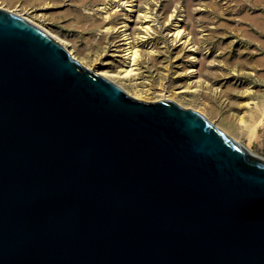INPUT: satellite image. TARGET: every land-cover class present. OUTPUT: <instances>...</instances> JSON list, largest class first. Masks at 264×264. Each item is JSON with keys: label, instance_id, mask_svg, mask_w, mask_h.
<instances>
[{"label": "water", "instance_id": "water-1", "mask_svg": "<svg viewBox=\"0 0 264 264\" xmlns=\"http://www.w3.org/2000/svg\"><path fill=\"white\" fill-rule=\"evenodd\" d=\"M0 264H264V158L0 9Z\"/></svg>", "mask_w": 264, "mask_h": 264}, {"label": "rangeland", "instance_id": "rangeland-1", "mask_svg": "<svg viewBox=\"0 0 264 264\" xmlns=\"http://www.w3.org/2000/svg\"><path fill=\"white\" fill-rule=\"evenodd\" d=\"M9 1L10 5H22L44 14L51 31L71 42L76 53L81 52L80 57L84 53L86 63L94 62L96 55L102 59L105 54L110 57L112 43L119 39L120 23L131 14L127 11L128 3L124 4L126 0ZM138 1L133 0L139 10L153 9L157 17L159 15L157 26L164 27L163 36L150 40L156 43L155 50L162 54L144 64L153 65L145 66L144 72L150 88L148 102L168 98L161 90L174 93L178 85H185L187 81L186 71L192 66L187 57L189 52L180 55V60L174 63L172 56L176 50L168 45L165 51L162 45L168 30L182 19L179 22L187 27V31L200 39L202 48L197 55L205 57L201 74L204 85H209L196 93L172 94V101L180 102L187 109L205 108L216 124L223 128H227V124L232 126L234 133L226 132L229 136L234 135L236 140L264 158V0ZM115 5L119 6L116 15L112 14L116 11ZM114 15L117 17L113 18ZM134 19L132 16L130 21ZM124 86L134 92L131 84Z\"/></svg>", "mask_w": 264, "mask_h": 264}, {"label": "bare ground", "instance_id": "bare-ground-1", "mask_svg": "<svg viewBox=\"0 0 264 264\" xmlns=\"http://www.w3.org/2000/svg\"><path fill=\"white\" fill-rule=\"evenodd\" d=\"M141 1L142 0H140L138 2H141ZM5 3H8V5H6ZM10 4L11 3L9 0H0V9L5 10L7 12H10L12 14H15V15L25 19L26 21L30 22L31 24H33L34 26H36L37 28H39L40 30L45 32L48 36H50L53 40H55L63 48H65L68 51V53L75 60L80 62L82 65H84L88 69L92 70L93 72H95L99 76L115 83L120 88H122L127 94L132 96L133 98H135L137 100H142V101L148 102V100H149L148 94L150 92L149 91L150 88L147 87V85H148L147 79L148 78L145 77V75H144L145 74L144 72H146V68H145L146 65L144 66V64L147 62V60L154 59L155 55H159L160 53L162 54L161 51H159L157 49L155 50V48H156L155 44L156 43L154 44V42H151L150 40L155 39V38L158 39L159 36H163L162 33L164 31L163 26H161V25L157 26L159 23V18H158L159 15L157 17V14H156L157 12L155 13V11L153 9H151L150 7H147L146 10L141 9L143 11H140L139 6L135 5L133 0H126L124 2V4L125 5L127 4L126 5L128 8L127 11L131 12V14H130V16H127V18H125L126 20H123L122 22L120 21L121 23H120L119 28L121 30L119 29L120 30V33L118 34L119 39H118V41L116 40L114 43L111 42L112 43V48H111L112 52L109 55L110 57L109 58L105 57L106 54L103 55L101 53L100 56L103 55V57H104L103 59H102V57L98 58L96 55V59H94V57H93L94 62L92 61V63L91 62L89 63V61H88V63H86L87 61L85 62V60H83V56L85 55L84 53H83V56L80 57L79 55H81L80 54L81 52L78 55L75 51L76 50L75 46L71 42H68L64 38H61V36H59L58 34H55L53 31H51L47 22L45 23L46 19H45L44 14H42L40 12L38 13L36 9L30 10V8L27 9L26 7H24L22 5H15V4L10 5ZM148 4H150V3H148ZM106 6H109V5H106ZM117 7H119V6L115 5L113 7V9L114 8L116 9ZM113 9H112V11H113ZM117 10L118 9H116V11L112 14L116 15ZM115 15L113 16V18L117 17ZM122 16H124V15H122ZM132 16L135 19L133 21H130ZM172 16L173 15L171 14V18H172ZM118 17H119V15H118ZM180 20H182V19H180ZM179 21L177 23H175V25L173 24L174 26L168 30V32L166 33V39H165V36L163 37L165 39L162 42L163 48H165L163 50L166 51V49L169 48L168 45L171 46V48L173 50H176L175 56H172L174 58L173 59L174 63L180 60V58H179L180 55L185 54L186 52H189L187 57L190 60V62L192 63V66L189 68L188 71H186L187 72V81H186L185 85H178L177 88L175 87L176 88L175 92L174 93L172 92L171 94H169L168 91L161 90V91L165 92L164 94H162L163 96H168V98H164V99H167V100L171 99V101L174 99L172 94L173 95L174 94L175 95H185L188 92L189 93H196L198 91L200 92L201 88L205 87V85L206 86L209 85V84L204 85L205 82L202 79L203 76L201 74L202 66L205 63V57H203V56L198 57V55H197L199 53L200 47H201L200 46L201 42L199 43L200 39L196 38L194 35H192L193 32L191 33L190 31H187V27L183 23H180ZM130 22H132V23H130ZM118 26H119V24H118ZM115 39L116 38H114V40ZM171 52H172V50H171ZM147 65H149V64H147ZM150 66H153V65H150ZM175 66H177V65H175ZM146 67H148V66H146ZM160 74H158V75H160ZM206 83H208V82H206ZM124 84L125 85L131 84L133 86L132 88L134 89V92L129 90L126 86H124ZM211 86H212V84H211ZM213 91L214 90H212L211 92H213ZM177 104H179L183 108L185 107L180 102H178ZM193 109H194V111H196V112L200 113L201 115H203L204 117H206L211 123H213L217 127L221 128L225 133L226 132L227 133H229V132L234 133L233 130H231L232 129L231 125L227 124L226 125L227 128L226 127L223 128V127L219 126L218 124H216L213 121V118L210 116V114H208L209 112H206L207 110H205V108H198V109L193 108ZM230 136L236 140L234 135L231 134ZM246 148L249 151H251L248 147H246ZM251 152L253 154H255L253 151H251Z\"/></svg>", "mask_w": 264, "mask_h": 264}]
</instances>
